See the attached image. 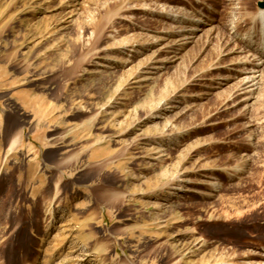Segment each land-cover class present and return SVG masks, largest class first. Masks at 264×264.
Instances as JSON below:
<instances>
[{
    "label": "rangeland",
    "instance_id": "374dc122",
    "mask_svg": "<svg viewBox=\"0 0 264 264\" xmlns=\"http://www.w3.org/2000/svg\"><path fill=\"white\" fill-rule=\"evenodd\" d=\"M258 2L0 0V264H264Z\"/></svg>",
    "mask_w": 264,
    "mask_h": 264
},
{
    "label": "bare ground",
    "instance_id": "6f19581e",
    "mask_svg": "<svg viewBox=\"0 0 264 264\" xmlns=\"http://www.w3.org/2000/svg\"><path fill=\"white\" fill-rule=\"evenodd\" d=\"M260 1V0H259ZM250 21H253V22H257V21H260L261 22V25H262V32H263V35H264V9L260 8L257 10V13H254L251 17H250ZM258 23V22H257ZM193 30V29H192ZM181 31V30H179ZM183 32V31H182ZM264 37V36H263ZM248 42L247 43V46L249 48H252L253 47V52L255 51V49L257 48V45L258 44H255V40H254V36H253V33L249 34L248 35ZM184 42H187V38L186 37H183L182 39V43ZM181 43V42H179ZM259 44H261L259 46L260 48V51L262 52V55L260 56L258 53H255V54H252L253 58L255 61L254 63L256 64L255 66H262L264 64V42H260ZM254 45V46H253ZM232 49V48H231ZM241 50V49H240ZM243 50V49H242ZM232 51V50H231ZM239 55V54H238ZM249 55V53H248ZM248 55H245V56H242L239 58L238 63L240 64H245L246 62L249 63V61H251L250 59L248 60L247 57ZM230 66H235V62H233V64L231 63ZM238 66V65H237ZM245 66V65H244ZM254 67V66H253ZM258 67V68H259ZM255 70V69H254ZM251 71V70H250ZM248 72V71H247ZM258 70L256 72H251L249 73V75L245 76L243 79V87H240L241 89V93L242 94H245V93H249L250 95L244 97L245 100H248V99H251L252 98V94L254 93L255 89L257 88V84L259 83L260 81V74L257 73ZM246 73V72H245ZM244 96V95H243ZM243 99V98H242ZM247 104V102H246ZM248 105H249V102H248ZM233 240V239H232ZM236 244V243H235ZM239 244V243H238ZM237 245V244H236ZM245 245V244H244Z\"/></svg>",
    "mask_w": 264,
    "mask_h": 264
},
{
    "label": "water",
    "instance_id": "95a60500",
    "mask_svg": "<svg viewBox=\"0 0 264 264\" xmlns=\"http://www.w3.org/2000/svg\"><path fill=\"white\" fill-rule=\"evenodd\" d=\"M258 6H259L260 8H263V9H264V0H260V1L258 2Z\"/></svg>",
    "mask_w": 264,
    "mask_h": 264
},
{
    "label": "crops",
    "instance_id": "0c3cea01",
    "mask_svg": "<svg viewBox=\"0 0 264 264\" xmlns=\"http://www.w3.org/2000/svg\"><path fill=\"white\" fill-rule=\"evenodd\" d=\"M12 143H14V138L12 139Z\"/></svg>",
    "mask_w": 264,
    "mask_h": 264
}]
</instances>
